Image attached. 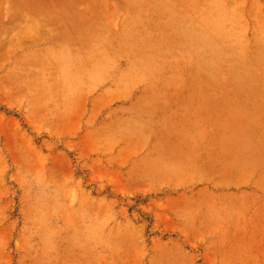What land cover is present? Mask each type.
<instances>
[{
  "label": "crops",
  "instance_id": "crops-1",
  "mask_svg": "<svg viewBox=\"0 0 264 264\" xmlns=\"http://www.w3.org/2000/svg\"><path fill=\"white\" fill-rule=\"evenodd\" d=\"M0 9V55L21 66L52 58L51 81L25 88L68 90L54 113L40 91L25 108L11 91L20 81L4 73L0 99L87 160L91 181L147 197L157 233L145 264H264V0H0ZM4 119L16 141L4 153L23 184L39 154L30 165L28 135ZM93 236L89 264H105L103 228Z\"/></svg>",
  "mask_w": 264,
  "mask_h": 264
},
{
  "label": "rangeland",
  "instance_id": "rangeland-1",
  "mask_svg": "<svg viewBox=\"0 0 264 264\" xmlns=\"http://www.w3.org/2000/svg\"><path fill=\"white\" fill-rule=\"evenodd\" d=\"M3 12L0 9V28ZM20 59L0 55V75L11 73L9 81H20L23 89L11 91L21 90L25 108L32 99L29 96L40 91L42 109L51 114L53 105L62 100L59 96L66 98L68 90H36L25 85L28 81H51L52 58H28L31 62L24 66ZM28 70L38 71L39 76ZM4 117L18 119V130L28 135L27 160L34 166L30 151L37 150L40 167L37 173L29 167L25 183L16 184L11 176L15 165L3 149L16 145L15 137L7 135L8 126L0 128V264H89L90 257L99 256L93 253L91 244L95 243L90 240L101 228L103 263L131 264L139 259L145 264L147 243L157 233L151 228L147 197L125 196L104 181H91L87 160L48 133L32 131L21 111L7 109L0 99V122H6ZM48 117L52 120L47 124H52L53 118ZM134 237L139 239V253L133 246Z\"/></svg>",
  "mask_w": 264,
  "mask_h": 264
},
{
  "label": "bare ground",
  "instance_id": "bare-ground-1",
  "mask_svg": "<svg viewBox=\"0 0 264 264\" xmlns=\"http://www.w3.org/2000/svg\"><path fill=\"white\" fill-rule=\"evenodd\" d=\"M79 4V3H78Z\"/></svg>",
  "mask_w": 264,
  "mask_h": 264
}]
</instances>
